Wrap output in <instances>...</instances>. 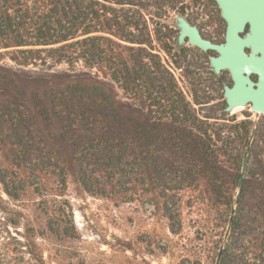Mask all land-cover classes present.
Returning a JSON list of instances; mask_svg holds the SVG:
<instances>
[{"label":"trees","instance_id":"1","mask_svg":"<svg viewBox=\"0 0 264 264\" xmlns=\"http://www.w3.org/2000/svg\"><path fill=\"white\" fill-rule=\"evenodd\" d=\"M127 2L138 11L124 14L122 0H0V54L10 62L0 55L4 191L17 171L51 174L60 186L71 179L112 202L147 198L173 234L185 206L205 224L199 233L212 218L218 264H264V122L255 149L245 121L230 127L236 139L212 140L219 128L194 118L159 59L141 63L145 50L121 44H150L145 15L161 21L153 35L164 43V0ZM176 111L184 118L167 117Z\"/></svg>","mask_w":264,"mask_h":264},{"label":"rangeland","instance_id":"2","mask_svg":"<svg viewBox=\"0 0 264 264\" xmlns=\"http://www.w3.org/2000/svg\"><path fill=\"white\" fill-rule=\"evenodd\" d=\"M127 1L122 0L118 9L124 14L136 13L137 7ZM144 19L151 34L150 44H121L145 50L146 54L139 55L141 63L150 65L143 55L156 56L169 73L168 68L172 67L166 55H154L161 52L153 35L161 21L149 15ZM4 51L8 50L1 51L3 63L10 65L9 54ZM178 74L175 71V77H171L180 90L185 84ZM120 95L125 97L123 92ZM183 97L187 102L184 94ZM211 107H192L194 118L197 121L220 118L211 115ZM245 116L243 112L228 114L224 119L230 123L208 120L210 124H217L220 132L209 131L208 135L212 140H217V134L236 139L239 135L230 127L245 121L250 125L249 147L255 149L260 122L253 117L245 120ZM220 147L216 143V148ZM10 170L0 152V171L9 175ZM14 175L15 185L7 179L10 195L0 183L1 264H216L219 238L212 218L208 224L210 230L199 233L200 225L205 224L194 210L190 212L185 206L181 215L182 230L173 234L168 229V221L147 198H136L130 203L112 202L88 195L71 179L60 186L51 174L42 180L38 177L40 174L14 171Z\"/></svg>","mask_w":264,"mask_h":264},{"label":"flooded vegetation","instance_id":"3","mask_svg":"<svg viewBox=\"0 0 264 264\" xmlns=\"http://www.w3.org/2000/svg\"><path fill=\"white\" fill-rule=\"evenodd\" d=\"M164 2L167 36L164 43H157L161 52L154 55H166L172 67L168 68L170 76L175 77V71L180 73L185 87L181 86L179 91L186 96L187 103L194 108L212 106L211 115L220 117L203 120L230 123L224 119L228 114L243 112L245 120L253 117L263 123L264 112H256L253 107L264 105V37L256 34L254 18L248 14L246 4L235 14L227 0ZM261 17L263 25V6ZM196 38L202 41V46L191 42ZM226 87L232 89V100L244 101L245 106L225 111ZM174 114L184 118L177 111L169 117ZM169 133L175 136L173 130ZM216 138L230 137L216 135Z\"/></svg>","mask_w":264,"mask_h":264},{"label":"water","instance_id":"4","mask_svg":"<svg viewBox=\"0 0 264 264\" xmlns=\"http://www.w3.org/2000/svg\"><path fill=\"white\" fill-rule=\"evenodd\" d=\"M227 5L230 6V9L233 11V13L237 14L240 12V7L244 4H246V9L248 11V14H250L254 19V29L256 31V34L261 35L264 37V23L262 25L261 23V8L264 7V0H227ZM181 42V37L178 38V43ZM193 44H196L198 46H202V41L198 38L193 39L191 41ZM225 95L228 99V106L225 108V111H231L235 107H243L245 106L244 101H234L232 100V89H229L228 87L225 88ZM264 103V102H263ZM253 110L256 112H264V105L256 108L253 107ZM245 167H246V154L243 155L242 158V166L240 171V178H239V185H241L242 180L244 178L245 174ZM238 197V193L236 195V198ZM234 212V207L231 210V213ZM222 253V247L219 248L217 258H216V264H218L220 256Z\"/></svg>","mask_w":264,"mask_h":264},{"label":"bare ground","instance_id":"5","mask_svg":"<svg viewBox=\"0 0 264 264\" xmlns=\"http://www.w3.org/2000/svg\"><path fill=\"white\" fill-rule=\"evenodd\" d=\"M238 109H240V108H238Z\"/></svg>","mask_w":264,"mask_h":264}]
</instances>
